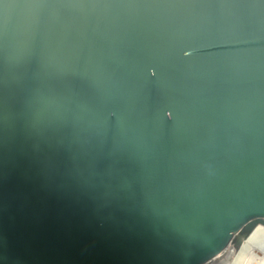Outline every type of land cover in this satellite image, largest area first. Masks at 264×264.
<instances>
[{
  "label": "water",
  "instance_id": "obj_1",
  "mask_svg": "<svg viewBox=\"0 0 264 264\" xmlns=\"http://www.w3.org/2000/svg\"><path fill=\"white\" fill-rule=\"evenodd\" d=\"M0 264H264V0H0Z\"/></svg>",
  "mask_w": 264,
  "mask_h": 264
}]
</instances>
